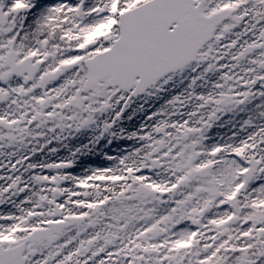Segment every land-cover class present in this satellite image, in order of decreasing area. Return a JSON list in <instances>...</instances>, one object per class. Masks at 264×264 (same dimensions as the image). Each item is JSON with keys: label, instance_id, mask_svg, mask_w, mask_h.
Listing matches in <instances>:
<instances>
[{"label": "snow or ice", "instance_id": "1", "mask_svg": "<svg viewBox=\"0 0 264 264\" xmlns=\"http://www.w3.org/2000/svg\"><path fill=\"white\" fill-rule=\"evenodd\" d=\"M0 264H264V0H0Z\"/></svg>", "mask_w": 264, "mask_h": 264}]
</instances>
